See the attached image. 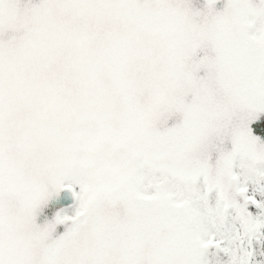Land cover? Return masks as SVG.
Masks as SVG:
<instances>
[{
    "label": "snow or ice",
    "instance_id": "obj_1",
    "mask_svg": "<svg viewBox=\"0 0 264 264\" xmlns=\"http://www.w3.org/2000/svg\"><path fill=\"white\" fill-rule=\"evenodd\" d=\"M0 264H264V0H0Z\"/></svg>",
    "mask_w": 264,
    "mask_h": 264
}]
</instances>
